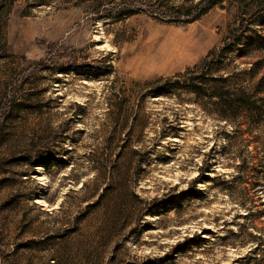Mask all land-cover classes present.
Listing matches in <instances>:
<instances>
[{
  "label": "rangeland",
  "instance_id": "obj_1",
  "mask_svg": "<svg viewBox=\"0 0 264 264\" xmlns=\"http://www.w3.org/2000/svg\"><path fill=\"white\" fill-rule=\"evenodd\" d=\"M198 1L0 0V264H264V0Z\"/></svg>",
  "mask_w": 264,
  "mask_h": 264
},
{
  "label": "trees",
  "instance_id": "obj_2",
  "mask_svg": "<svg viewBox=\"0 0 264 264\" xmlns=\"http://www.w3.org/2000/svg\"><path fill=\"white\" fill-rule=\"evenodd\" d=\"M223 1L224 0H199L198 2H195L192 6H190V7L188 6L183 10L184 17L180 16L181 17L180 20L185 21V22L193 21V20L199 18L209 8H211L212 6H214L216 4L223 3ZM192 8L196 9V12L193 14H190L192 11L191 10ZM240 12L242 14L244 13L243 10H240ZM239 41H240V36L233 38L232 41H227L225 43V45L222 47L223 51L229 50V49L231 50L232 46ZM214 60L215 61L221 60L220 56H215ZM214 60H213V58H211L210 60L205 58L204 61H202V63H200V65L196 64V67L203 66L205 69L204 72H202L200 75L189 76V78H187L185 80H181V79L176 80L174 86L186 88L187 90H190V91H193L196 93L209 94V95L217 98L218 100H220L221 105H225V107H227V109H230L232 107V104L235 101L236 102H237V100L240 101L239 100L240 99L239 94H237L233 90L231 91L229 88H225L224 91L219 92L217 89H211L210 86L207 87L209 79H213V80L216 79V76H209V74H208V73H210L212 68L218 67V66H213L215 64ZM206 74H208V75H206ZM180 75H183V74H180ZM220 78L222 80L227 79L223 75ZM161 89H162L161 86L159 87L156 85V86H152L150 88L149 92L152 94L158 95L159 93H161V91H162ZM241 103H248V102H247V100L244 99V101ZM221 115L225 116V114H223V113Z\"/></svg>",
  "mask_w": 264,
  "mask_h": 264
},
{
  "label": "water",
  "instance_id": "obj_3",
  "mask_svg": "<svg viewBox=\"0 0 264 264\" xmlns=\"http://www.w3.org/2000/svg\"><path fill=\"white\" fill-rule=\"evenodd\" d=\"M219 6L223 8V7H225V4L224 3H220Z\"/></svg>",
  "mask_w": 264,
  "mask_h": 264
}]
</instances>
